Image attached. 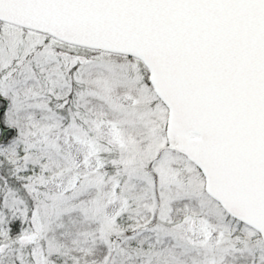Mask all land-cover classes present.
Segmentation results:
<instances>
[{"label":"snow or ice","instance_id":"snow-or-ice-1","mask_svg":"<svg viewBox=\"0 0 264 264\" xmlns=\"http://www.w3.org/2000/svg\"><path fill=\"white\" fill-rule=\"evenodd\" d=\"M0 264H264V0H0Z\"/></svg>","mask_w":264,"mask_h":264}]
</instances>
